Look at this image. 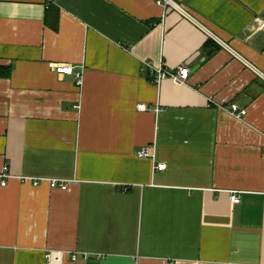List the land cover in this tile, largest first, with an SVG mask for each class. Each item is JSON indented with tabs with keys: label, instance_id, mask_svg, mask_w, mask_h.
<instances>
[{
	"label": "crops",
	"instance_id": "crops-1",
	"mask_svg": "<svg viewBox=\"0 0 264 264\" xmlns=\"http://www.w3.org/2000/svg\"><path fill=\"white\" fill-rule=\"evenodd\" d=\"M5 168L0 264H264V0H0Z\"/></svg>",
	"mask_w": 264,
	"mask_h": 264
},
{
	"label": "built area",
	"instance_id": "built-area-1",
	"mask_svg": "<svg viewBox=\"0 0 264 264\" xmlns=\"http://www.w3.org/2000/svg\"><path fill=\"white\" fill-rule=\"evenodd\" d=\"M49 2H55V0H48ZM165 4L168 5L171 3V0H164ZM145 68L150 70L151 77L153 82L160 86L164 81L171 80L172 82L183 85L189 77V68L187 66H180L176 69L169 70L165 68L163 65L159 67L153 66L152 63H145ZM57 73L59 74H74L77 79V85H83V71L81 70L78 73H74L73 69L68 66H61L57 68ZM138 109L142 112L149 111L151 108H147L145 105H139ZM233 114H236L239 117L246 115V111L241 110L239 106L232 105L230 108ZM151 147L141 148L136 156L141 159L151 158L154 159V156L150 154ZM166 169L165 164H158L154 166V172L163 171ZM13 175L9 173L8 168H5L4 171L0 174V179L2 180L1 185L5 187L7 185V179L11 178ZM18 179L21 183L32 184L34 187H38L42 183H48L51 189H61L62 191H67L69 188L68 181L60 180V179H48V178H32V177H24L18 176ZM229 200L233 205H239L241 202V196L239 192H230ZM62 253L49 251L45 255V259L49 264L59 263L62 261ZM74 260H76V255L72 256Z\"/></svg>",
	"mask_w": 264,
	"mask_h": 264
},
{
	"label": "trees",
	"instance_id": "trees-1",
	"mask_svg": "<svg viewBox=\"0 0 264 264\" xmlns=\"http://www.w3.org/2000/svg\"><path fill=\"white\" fill-rule=\"evenodd\" d=\"M7 72H8V74H6V76H9V75H10V73H11V72H10V70H8Z\"/></svg>",
	"mask_w": 264,
	"mask_h": 264
},
{
	"label": "water",
	"instance_id": "water-1",
	"mask_svg": "<svg viewBox=\"0 0 264 264\" xmlns=\"http://www.w3.org/2000/svg\"><path fill=\"white\" fill-rule=\"evenodd\" d=\"M212 53V51H210L209 53H208V55H210Z\"/></svg>",
	"mask_w": 264,
	"mask_h": 264
}]
</instances>
